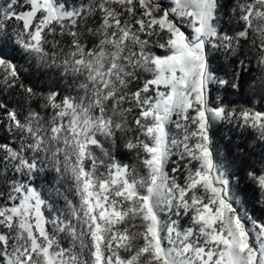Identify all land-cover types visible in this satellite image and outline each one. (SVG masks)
<instances>
[{
  "label": "snow or ice",
  "instance_id": "1",
  "mask_svg": "<svg viewBox=\"0 0 264 264\" xmlns=\"http://www.w3.org/2000/svg\"><path fill=\"white\" fill-rule=\"evenodd\" d=\"M246 188L264 0H0V264H264Z\"/></svg>",
  "mask_w": 264,
  "mask_h": 264
},
{
  "label": "trees",
  "instance_id": "2",
  "mask_svg": "<svg viewBox=\"0 0 264 264\" xmlns=\"http://www.w3.org/2000/svg\"><path fill=\"white\" fill-rule=\"evenodd\" d=\"M7 54L8 55H14L11 52V49L7 50ZM17 60L19 62V58L18 57H17ZM230 99H232L233 101L243 102L246 99V97L234 96V97H230ZM221 136H223V133H221ZM245 199H246L248 210H249V208H252V206L254 207L255 205L258 204L257 203L258 197H257V194H256L254 189H251V188H246L245 189Z\"/></svg>",
  "mask_w": 264,
  "mask_h": 264
},
{
  "label": "rangeland",
  "instance_id": "3",
  "mask_svg": "<svg viewBox=\"0 0 264 264\" xmlns=\"http://www.w3.org/2000/svg\"><path fill=\"white\" fill-rule=\"evenodd\" d=\"M249 212L253 213L256 217L264 218V208H262L259 204L255 205L254 207L252 206V208H249Z\"/></svg>",
  "mask_w": 264,
  "mask_h": 264
}]
</instances>
